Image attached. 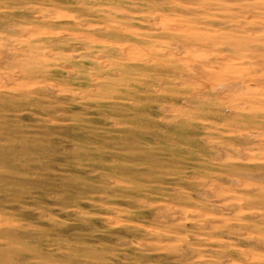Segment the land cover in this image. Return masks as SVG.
I'll list each match as a JSON object with an SVG mask.
<instances>
[{
	"label": "rangeland",
	"instance_id": "1",
	"mask_svg": "<svg viewBox=\"0 0 264 264\" xmlns=\"http://www.w3.org/2000/svg\"><path fill=\"white\" fill-rule=\"evenodd\" d=\"M0 264H264V0H0Z\"/></svg>",
	"mask_w": 264,
	"mask_h": 264
}]
</instances>
